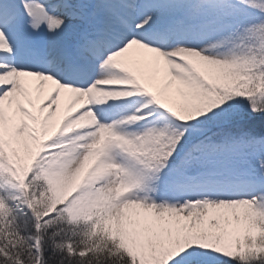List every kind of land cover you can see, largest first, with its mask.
<instances>
[{"label":"rangeland","instance_id":"rangeland-1","mask_svg":"<svg viewBox=\"0 0 264 264\" xmlns=\"http://www.w3.org/2000/svg\"><path fill=\"white\" fill-rule=\"evenodd\" d=\"M57 8L75 13L63 22L54 17ZM0 11V77L12 71L8 55L14 49L27 63L0 82V190L13 198V206L30 211L37 232L53 226L52 216L90 222L93 232L120 244L138 264H159V247L207 248L213 236L205 216L220 206L219 198L209 193L184 197L179 185L223 168L264 172V134L227 132L232 121L241 123L264 98V0H0ZM5 23L16 27L17 48L3 32ZM142 28L154 37L167 36L168 48L143 40ZM99 35L95 69L73 74L67 58L84 63L72 44ZM41 56L48 60L45 67L30 65ZM171 67L182 75V84L166 75ZM72 74L74 81L67 79ZM144 101L148 111L156 108L158 116H168V125L160 118L143 122L140 115L130 116ZM95 102L130 117L117 124L82 120L92 115ZM141 127L157 134L150 146L131 139ZM226 145L237 148L235 158L208 150ZM117 155L147 166L148 173L127 175ZM65 159L74 160L80 176L100 159L106 163L102 192L81 211L48 178V165ZM34 172L51 195L33 192L29 200L24 182ZM131 204L132 211L126 209ZM231 210L226 209L224 223H234L239 233L231 238L228 255L177 264L263 260L264 207L240 200ZM166 214L173 217L169 231L162 228ZM40 239L29 237L36 256Z\"/></svg>","mask_w":264,"mask_h":264},{"label":"bare ground","instance_id":"bare-ground-1","mask_svg":"<svg viewBox=\"0 0 264 264\" xmlns=\"http://www.w3.org/2000/svg\"><path fill=\"white\" fill-rule=\"evenodd\" d=\"M73 10L71 14L66 18L65 13L57 8V13L54 15L55 18L61 16V20L65 22L68 18L74 14ZM60 20V21H61ZM14 23V22H13ZM9 25L3 26V32L6 36L12 41V45L14 48H17L15 45V28ZM150 29H140L139 34L143 40L146 42H151L152 40L156 42L163 49L168 48L170 39L165 36L163 33H159L157 37L151 36ZM101 39L99 36L87 37L86 40L82 43H74L72 44V52H75L77 57L81 59L84 65H78L67 59V66L71 72L80 74H86L88 71L93 70L96 66V62L98 61L96 56L99 55L98 50L95 49L97 45L101 44ZM53 44H56L54 41ZM78 44V46H76ZM11 47V49L13 48ZM13 54H9V68L12 70L8 72V75H3L0 77V82H6L10 80L11 75L15 74L17 70L23 68L27 63L25 62V58L18 55L16 49L12 51ZM68 53H64L66 55ZM48 60H46L45 56H41L36 61H31L30 65L45 67ZM7 69V68H5ZM68 75V80L74 81V76ZM166 75L171 78H175L179 83H183L184 79L182 75L179 76L177 70L173 67L166 70ZM77 82L80 83L79 86H84L86 83L81 81L80 76L77 78ZM184 86H187V83L184 82ZM148 102L144 101L141 106L138 108L133 107L131 110L130 116H141L143 122L146 119L152 117L153 121L161 120L160 124H167L169 121V117L165 114H161V117L158 116V110L153 108L151 111H148ZM92 115L84 114L82 116V120H93L104 121L110 119L114 123H122L125 122L126 118L129 115L115 113L114 111L107 110L104 106L99 105L95 102L92 105ZM109 111V112H108ZM141 114V112H144ZM94 112V113H93ZM121 114V115H117ZM129 116V117H130ZM158 124V123H157ZM152 130H142V127L139 128L138 132L133 134L131 137L132 141L136 143L138 146L147 147L150 146L153 139H157V134L153 133ZM153 133V134H152ZM208 150L213 153L219 155L221 158H232L237 155V148L232 145H226L222 148L219 147H208ZM219 151V152H218ZM118 160L120 161L121 168L128 169L127 175L132 176V172H141L148 173L149 168L145 165H139L130 158L117 155ZM220 168V167H218ZM106 170V163L103 159H100L91 169L85 171L81 176L78 172V166L73 161L59 160L56 162H51L48 165V178L50 181L55 182L61 185V191L58 193L61 196L71 195L72 197L69 199L68 204L73 207L74 210L81 211L87 206H90L94 200L99 197L102 192V182L100 180V174L102 175ZM254 173H257L255 170H246L241 171L237 170H229L227 168L216 170L212 173H208L203 176L201 179H195L191 183H181L179 185V191L182 192L184 197L194 196L196 194L209 193L214 194L218 200V204L220 206L213 208L210 214L206 215L208 217V224L212 227L210 228L211 235L213 236V240L209 246L205 249L196 248L195 250L187 248L182 249V251H175L169 246L159 247V249L155 252L156 261L159 264H177L179 261L184 260L188 261L191 259H202L204 256H208L212 259L222 258L228 255L230 252V240L232 237H236L238 235L237 227L234 223L225 224L227 217V211H232L234 204L240 200H244L252 205L258 207H264V178L262 180H256L254 177ZM71 189V190H70ZM135 205L131 204L126 209L130 208V211L133 210ZM225 208H223V207ZM126 215V214H124ZM118 215H114L116 217ZM136 219L138 217L132 215ZM173 218L172 215H163V223L162 228L166 231H169V226L167 221ZM182 217L178 218L180 221ZM114 219V218H113ZM178 223V222H177ZM171 234H167L166 239L170 242L174 241L171 237Z\"/></svg>","mask_w":264,"mask_h":264},{"label":"trees","instance_id":"trees-1","mask_svg":"<svg viewBox=\"0 0 264 264\" xmlns=\"http://www.w3.org/2000/svg\"><path fill=\"white\" fill-rule=\"evenodd\" d=\"M244 110L248 111L247 108ZM249 112L244 113L241 123L232 121L227 132L242 130L258 136L264 134V98L259 99ZM234 124H238V128ZM31 174L24 182L29 200L33 198V192L37 197H43L45 190L50 194L49 187L38 178V173ZM0 204H3L0 207V264H33L36 260L38 264H138L120 244L107 239L98 230L93 232L90 222H73L64 215H59V218L52 216L53 226L37 232L30 211L17 209L13 206L17 205L13 198L1 190ZM4 223L11 227L2 226ZM35 234L41 237L40 254L37 256L29 240ZM224 264L242 263L235 260ZM248 264H264V259Z\"/></svg>","mask_w":264,"mask_h":264}]
</instances>
